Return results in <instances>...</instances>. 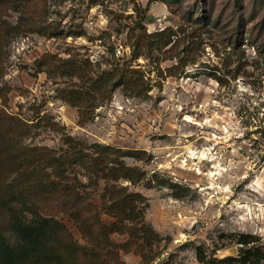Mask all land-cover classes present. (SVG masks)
Instances as JSON below:
<instances>
[{
  "label": "rangeland",
  "instance_id": "374dc122",
  "mask_svg": "<svg viewBox=\"0 0 264 264\" xmlns=\"http://www.w3.org/2000/svg\"><path fill=\"white\" fill-rule=\"evenodd\" d=\"M137 6L148 33L182 28L181 42L133 63L144 79L139 92L117 89L81 123L79 109L57 98L66 79L55 83L37 74L34 63L45 53L90 61L91 75L124 63L138 38ZM3 23L15 27L0 36V88L11 89L8 111L30 123L45 116L64 129H34L27 144L61 150L68 134L146 151L148 162L126 163L172 184L130 186L148 199L146 221L165 238L148 252L149 264H200V245L219 259L238 256L241 246L232 234L255 235L264 247V0H0ZM177 55L184 58L179 69L173 68ZM101 194L92 203L110 225L114 219L103 210ZM39 203L66 226L76 246L89 244L69 217L56 214L55 199ZM111 238L122 244L129 237ZM76 257L77 264H88L79 252ZM121 259L142 263L133 251L121 252Z\"/></svg>",
  "mask_w": 264,
  "mask_h": 264
},
{
  "label": "trees",
  "instance_id": "16d2710c",
  "mask_svg": "<svg viewBox=\"0 0 264 264\" xmlns=\"http://www.w3.org/2000/svg\"><path fill=\"white\" fill-rule=\"evenodd\" d=\"M136 10L140 19L136 27L138 38L124 63L92 75L94 65L90 61L81 63L52 53H45L34 63L37 74L45 72L55 83L57 78L66 79V86L57 89V98L79 109L81 123L92 118L95 109L111 100L117 89L139 92L144 79L136 68L140 65L133 63L142 57L154 56L156 51L169 53L181 42L178 36L179 31L185 32L182 28L167 27L148 33L146 14L138 6ZM3 24L0 36L9 35L15 29L9 23ZM237 32L236 29L235 36ZM176 58L178 64L173 68L179 69L184 58L179 55ZM173 68L169 69L170 74ZM10 92L7 86L0 88L3 104L0 109V264H77V252L88 264H125L121 252L132 251L141 255V264H149L152 259L148 252L165 238L146 221L148 199L142 193L131 191L130 186L143 183L153 189L172 184L158 174L148 177L146 171L128 165L126 159L148 162L152 156L146 151L88 143L68 134L63 135L65 148L61 150L29 145L25 139L34 135V129L49 127L59 132L64 129L52 120L47 121L45 116L30 123L19 113L9 112ZM101 189L102 208L114 219L110 225L102 222L99 207L92 203L95 193ZM39 199H55L59 205L56 214L69 217L89 244L76 246L66 226L53 213L46 212ZM114 234L129 238L117 244L111 238ZM231 237L241 246L238 256L219 259L207 255L205 246L200 245L196 247L198 262L264 263V247L259 244V237L244 233Z\"/></svg>",
  "mask_w": 264,
  "mask_h": 264
},
{
  "label": "built area",
  "instance_id": "2783aa9c",
  "mask_svg": "<svg viewBox=\"0 0 264 264\" xmlns=\"http://www.w3.org/2000/svg\"><path fill=\"white\" fill-rule=\"evenodd\" d=\"M166 19H167V16H166V15H164V17H163V18L159 17V18H158V21H159V23H162V22H163V20H166ZM118 53H119V54H122V50H118Z\"/></svg>",
  "mask_w": 264,
  "mask_h": 264
}]
</instances>
